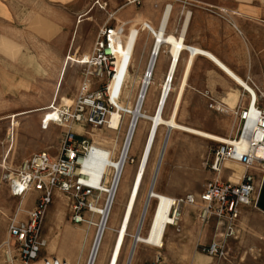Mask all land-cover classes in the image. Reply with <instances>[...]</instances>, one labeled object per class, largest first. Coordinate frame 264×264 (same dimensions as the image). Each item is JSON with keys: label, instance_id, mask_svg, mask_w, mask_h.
Masks as SVG:
<instances>
[{"label": "crops", "instance_id": "crops-1", "mask_svg": "<svg viewBox=\"0 0 264 264\" xmlns=\"http://www.w3.org/2000/svg\"><path fill=\"white\" fill-rule=\"evenodd\" d=\"M164 5H167L168 13L162 26L163 32L172 35L183 45L196 47L211 57L200 54L190 56L185 50L179 51L177 44L174 48L172 43L163 41L158 51V59L157 57L155 59L158 62L157 72H152V88H149L154 93L153 106L150 112L145 109L144 112H153L168 66L169 69L171 66V53L176 48L178 58L169 81V97H172L169 111L181 93L179 106L183 97L184 100L199 99L203 106L209 105V107L215 108L219 117H226L228 120L234 119L232 111L242 107L247 100L234 75L242 81L248 79L252 81L264 97V0H137L136 2L132 0H96V2L95 0H0V93L6 95L2 96V99L5 100L3 106L13 107L12 111H14L3 118L10 117L12 119L14 114L15 117L21 115L25 125H32L31 132L35 131L36 133L41 113L47 111L42 108L48 104L49 100L48 79L44 80L46 86L44 93L46 94H41L39 98L33 97V86L34 79L38 78L34 73L40 72L42 76L43 60H47L48 55L45 51H34V44L45 45V49L50 42L59 45L56 57L63 60L53 91L55 92L54 98H56L58 86H60L62 74L68 62L67 56L91 48L89 41L85 43V46L80 45L82 43L76 39V29L88 26L96 28L104 23L128 24L123 32L125 33L123 37L124 72L127 75H132L135 73H132L130 69H134L136 58L133 52L140 39L135 40L134 36L137 33L140 37V31L143 28L141 27L140 30L138 28L146 23L150 30L147 31V28L145 30L149 34L152 32V46L154 35L162 25L163 12L166 11ZM95 11L101 15L98 21L92 19ZM128 34H133V36L127 38ZM151 46L149 47L151 48ZM78 58L80 56L75 57V60ZM219 62L233 75L223 69ZM143 68L145 67L142 66ZM144 72L143 69L142 73L144 74ZM139 73L136 75L141 77L143 74ZM40 78L42 79V77ZM17 93H20L18 98H16ZM256 103L264 109V103L258 96ZM71 128L73 127L71 126ZM11 130L13 134V129ZM178 132L181 131L171 135ZM41 146L36 145L15 152L17 164L27 155L40 149ZM9 147L8 144L3 156L6 157L9 154L12 148L9 149ZM178 147L179 143L177 142V150ZM142 148L143 144L134 163V165L136 164L135 171L142 154ZM225 166L228 167V163ZM146 174L145 171L144 177ZM238 174V169L233 170L234 177H237ZM144 177L140 187L143 185ZM133 186L131 182L125 203H127ZM153 188L155 190V184ZM32 206L33 204L26 209H30ZM241 208L240 211L238 210L240 213L238 216H243L244 221L245 219L255 221L256 218L264 221V176L255 195L253 210ZM191 215H194V210L192 212L187 208L183 210L181 220L189 225ZM168 228H171L170 232H167ZM250 228L253 241L263 244L264 229L259 230L254 223L250 225ZM173 229L176 232L180 231L179 226L177 230L173 227H166L165 231V242H167L165 245L169 247L174 244ZM202 231L205 236L209 233L207 229ZM250 251L252 252V248ZM251 254L253 256L255 253ZM141 262V257L137 256L133 259L132 264H141Z\"/></svg>", "mask_w": 264, "mask_h": 264}, {"label": "rangeland", "instance_id": "rangeland-1", "mask_svg": "<svg viewBox=\"0 0 264 264\" xmlns=\"http://www.w3.org/2000/svg\"><path fill=\"white\" fill-rule=\"evenodd\" d=\"M100 17L101 15L95 11L93 13L92 19L98 21ZM117 25L121 29L125 30L128 24L124 25L122 23H118ZM140 29L141 26H139L138 30ZM98 30L99 27L94 28L91 26L85 27L83 29H76V39L82 43L80 45L85 46V43L89 41V45L91 46ZM147 31L149 30L147 29ZM147 31L145 29L141 30L140 37L137 33L135 34V40L140 38L133 52V55L136 57L134 69H130L132 73L135 74L127 75L126 72H124L123 81L117 91L120 98V104L125 109L120 111L122 113V120L120 122L119 128L113 131V133L110 130L104 128L90 129L88 126H84L82 129H80L84 136L88 137L95 143H99L100 145L106 147L116 145L114 157H116L118 151L121 150L127 127L132 116V111L135 107L136 99L139 94L141 82L143 80V76L145 75V73H142V70H145L147 67L150 57V50L148 51V48L150 49L149 46H151L152 43V32L149 34ZM131 35L133 36V34H128L126 37L128 38V36ZM124 36L125 33H123L122 38ZM46 48L47 49H45V45H33L34 51H45L48 55V59L43 60L44 70L42 72V76L40 72L34 73L38 76V78L34 79L33 97L39 98L41 94H46L44 93L46 87L44 80L48 79L49 100L47 105H49L51 102L58 104L60 101L71 98L75 94L78 83L81 80V72L83 71V67L80 64L74 62V60L75 57L77 58L82 54H86L89 52V50L84 48L85 50L83 49L84 51L82 52L74 54L72 52L75 57L73 55L67 56L68 62L66 64L64 73L62 74L63 76L61 83L59 82L60 86H58L59 90L57 92V97L54 98V86L57 81L58 71L63 59L60 60L56 57V52H58L59 45L55 42L48 43ZM70 58H72L73 61L70 60ZM142 66L145 68L142 69ZM157 68L158 62L156 60L153 67V73L157 72ZM139 72L143 74L141 77L136 75V73L140 74ZM145 72L147 74V71ZM40 77H42L43 81H41L42 79ZM152 82L153 81L151 79L150 85L146 90L145 100L143 103V110L145 109L147 112H150L153 106L154 93L149 89L152 88ZM98 87V84L94 82L93 88L97 89ZM19 94L20 93H17L16 98H18ZM2 96L6 95H4V93H0V264H7L3 260L1 243L8 240L9 244H13V240L7 236L6 223L8 217L14 213L18 199L12 197L9 194L6 182L3 179V175L15 168L18 162L17 155L15 153L17 151L28 149L36 145H42L41 148L35 150V152L39 150H46L52 155L56 154L60 139L64 130L66 129V126L55 124L48 125V120L52 119V113L49 109L41 113L36 133L35 131L31 132L32 125L26 126L21 115H18L15 118L16 123L15 121L13 122V118H3L5 115L14 111H12L13 107L3 106V101L5 100L2 99ZM171 98L168 96L166 101L164 112L165 117H167L170 112L169 106L171 104ZM47 105H45L42 110H44ZM177 121L186 125L220 134L223 137L232 136L237 131V122L235 119L228 120L226 117H219L215 108H211L209 105L203 106V103L199 99L184 100L183 97L179 106ZM41 124H47V126H45L44 129H41ZM69 124L70 127L72 126V129L76 131L75 125H71V123H68L67 125L69 126ZM11 129H13V134ZM90 132L92 136L90 135ZM145 132L146 126L142 123H139L135 128L129 147V152L127 154L132 157L133 160L132 162L125 163L124 169L122 171L119 186L116 191L114 202L108 218V225L111 228L110 230L107 229L105 231L97 264H106L109 247L115 233L113 229L117 226L123 212L127 190L130 188L135 171V159L139 156L142 144L144 142L143 140L145 138ZM158 132L159 133L155 139V143L150 153L146 167L147 174L144 177L143 185H141L138 193V200L132 213V220H130L129 223L130 227L128 226V235L125 236L124 243L122 245L118 264L126 263L129 249L133 240L131 235L134 234L137 228L146 194L151 182L152 174L158 159L159 151L163 143L166 128L160 127ZM172 133H176V131L171 130L170 132L163 159L156 176L155 190L169 196H181L185 193L199 192L202 189L203 183L213 177V173L209 170L208 164L211 159V153L213 147L215 146V142L184 132H178L177 134L171 135ZM13 137L14 139L12 140ZM114 139L116 140V143L114 142ZM177 142L179 143L178 150L176 149ZM9 143V149L11 147L12 148L9 151V154L5 157L6 159H2L4 151L7 149ZM226 163H228V168L232 170L238 169V176L240 175L242 168L239 164L225 161L224 165ZM112 171H114V169ZM229 172L230 170L225 169L223 173L220 174L221 178L224 179ZM231 179L235 180L236 177L233 175ZM35 196L36 194L34 192L26 193L21 198L20 208H27L33 204V199ZM105 199V194L102 193L101 199L99 201L100 206H103ZM68 204L69 202L66 200L63 193L59 191H53L51 202L47 205L44 217L42 219L41 234L46 240V246L40 252V255H55L65 259L69 264H87L89 251L93 244L97 229L93 224L72 223L69 218L70 214ZM153 204L154 199L151 200L147 209L143 223L144 226L140 232L141 234L145 233ZM187 208L191 209L193 212V208L190 206L184 205L182 209L180 208V219L178 221L180 231L176 232L173 229L174 244L171 247L165 245V243L167 244V242H165L166 233L163 236V245L158 250V252L165 260L175 264H264V243L259 244L258 242L253 241V234L250 228V225L254 223L259 230L264 229L263 219L256 218L255 221L252 219H245L244 221V217L239 215L234 221V224L238 228L237 237H227L224 239V256L210 257L201 251V247L206 245L210 239L221 233L222 229H216L214 227L213 220L209 221L207 224H201L195 219L194 215H191V222H189V225H187V223H184L181 220L183 210ZM240 208L253 210V207L250 205L240 206L238 208L239 211ZM84 214L87 218H90L89 220L92 223H96L99 220V215L89 213ZM205 229L209 231L207 236H205L204 232L202 231ZM170 231L171 228H168L167 232ZM250 248H252V252L255 253L253 256H251L252 252L250 251ZM155 253L156 249L152 248L151 246L137 244L130 264L133 263V259L137 256L141 257V264H148L149 261L154 257ZM13 264H17V261L14 260Z\"/></svg>", "mask_w": 264, "mask_h": 264}, {"label": "built area", "instance_id": "built-area-1", "mask_svg": "<svg viewBox=\"0 0 264 264\" xmlns=\"http://www.w3.org/2000/svg\"><path fill=\"white\" fill-rule=\"evenodd\" d=\"M165 7L167 5H164V9ZM144 25L147 27L146 23ZM118 28V25L108 23L99 27L89 52L80 55L76 62L83 67V71L75 94L67 101H60L55 105L51 102L45 108L58 115L57 120L49 119L47 124L66 126L56 154L52 155L46 150L33 152L3 175L9 194L18 199L15 211L6 223V233L13 244H9L8 240L1 243L3 260L7 264H13L14 260L17 264H69L55 255H40L46 246V240L41 234L42 219L53 191L63 193L69 202V218L72 223L92 224L84 213L93 214V206H99L101 186L109 185L112 180L111 165L106 164V170L96 182H92L91 169L85 160L95 155H102L105 160L114 159L115 147L95 143L84 136L83 132H76L67 124L71 123L80 129L84 126L111 131L119 128L120 123L117 124V129L109 126V109L112 110L115 106L107 94L117 69L114 42L119 36ZM180 50H185L189 55H204V51L190 45H183ZM156 57L157 55L155 59ZM168 70L169 66L167 72ZM94 82L99 86L97 89L93 88ZM244 82L245 86L238 85L247 100L242 107L232 111L237 131L234 135L225 137L224 141L215 142L212 149L208 167L213 177L203 183L199 192L169 197L165 213V226L176 230L180 208L184 205L193 208L195 219L199 223L206 224L213 220L214 227L221 228L222 231L201 247V251L210 257H223L224 239L237 237L238 228L234 221L238 217V208L240 205L255 207V195L264 176V109L256 103L257 96L263 102L264 97L252 81L248 79ZM57 106L60 107L59 110H56ZM45 126L40 125L41 129ZM132 160V157L126 155L122 165ZM225 161L241 166L242 173L235 180L231 179L233 170L224 165ZM225 169L230 172L222 179L220 174ZM28 192L36 194L33 206L21 209V198ZM155 200L158 204L159 199ZM147 245L156 249L148 264H174L160 255V243Z\"/></svg>", "mask_w": 264, "mask_h": 264}, {"label": "bare ground", "instance_id": "bare-ground-1", "mask_svg": "<svg viewBox=\"0 0 264 264\" xmlns=\"http://www.w3.org/2000/svg\"><path fill=\"white\" fill-rule=\"evenodd\" d=\"M166 11H164V15L162 18V25H161V29L159 28L156 32V34L154 35V40H153V44L150 48V57L147 63V67L145 69L146 72L145 75L143 76V80L141 82V86H140V90H139V94L137 96L136 99V103H135V107L132 111V116L131 119L129 121L128 127H127V131L124 137V141L121 147V150L118 151V154L116 155V157H114V159H110V160H105L104 156L102 155H95L93 157H89L88 159L85 160V163L87 166H90L91 169V181L92 182H96V180L98 179L99 175L101 173H103L106 170L105 165L106 164H110L111 168H110V172H111V182L109 185L106 186H101L102 189V193L105 194V203L103 204V206L101 207L99 206H93V214L95 215H99V220L96 223H92L93 225H95L96 227V234H95V238L93 240V244L90 248L89 251V255H88V259H87V264H97V260H98V256H99V251H100V247L102 245L103 242V238H104V234L105 231L108 229L110 230V226L108 225V218H109V214L111 211V207L113 205L114 202V198H115V194L116 191L118 189L119 186V181H120V177L122 174V171L124 169L125 163L122 165V163L124 162L125 156L128 154L129 152V147H130V143L135 131L136 126L139 123H142L146 126V132H145V138H144V142H143V148H142V154L140 157V160L137 162V168L136 171L134 172L133 175V179H132V183H133V187L130 190V193L128 195V199H127V203H125V207L124 210L121 214L120 220L117 224L116 227H114V235L112 238V242L111 245L109 247V253L106 264H118V259L120 256V252L122 249V245L124 243V239L125 236L128 235V226L130 223V220H132V213L134 211V207L135 204L137 202V196H138V190L140 187V184L142 182V179L144 177L145 171H146V167H147V163L150 157V153L152 151V148L154 146L155 143V139L158 135V129L160 127H165L166 128V132H165V136L163 139V143L161 146V149L159 151V155H158V159L153 171V175L151 178V182L148 188V192L146 194V198H145V202H144V206L142 208L141 214H140V218L137 224V228L134 232V234H132V243L129 249V253H128V257H127V264L131 263L133 254H134V250L137 246V244H152V243H160V245H163V236L164 233L166 231V226H165V221H166V217H165V213L168 207V198L171 196L165 195L163 193L157 192L154 190V184H155V180H156V176L161 164V161L163 159V155H164V151L167 145V141L170 135L171 130L173 131H181V132H185L194 136H198L201 137L203 139L206 140H211L213 142H218V141H224L226 138L223 137L220 134L214 133V132H210L207 130H203L200 128H196L190 125H186L183 124L181 122L177 121V112H178V107H179V102H180V96L181 93L179 94L177 100H175V102L172 105V108L168 114L167 117L164 116V112H165V107H166V101L167 98L170 94V78H171V74L174 71V68L176 66V62H177V48L175 50H173V52L171 53L172 58H171V66H170V71L167 72V75L164 77L163 80V85L161 87V91L159 93L158 99L155 103L154 109L152 113H146L143 110V103L145 100V95H146V90L148 88V86L150 85L151 79H152V72H153V67H154V62H155V55H158V50H159V44L163 41H167L173 44L174 48L175 45L177 44V46L179 47V49L182 48L183 43L181 41H177L175 40V38L172 35H168L165 34L162 30V26L166 20L167 17V13H168V8L166 7L165 9ZM145 23H143V25L141 26L143 29L147 28L148 30H150V28L145 27L144 25ZM118 32H119V36L115 39V50L117 53V69H116V73L114 75L113 80L110 82L109 87H108V96H109V100L110 102L115 106L114 109L109 111L108 114V123L110 127H113L114 129H117V124L121 122L122 120V113L120 112L121 110H125L122 105L120 104V98L118 95V88H119V84L122 81L123 78V72L125 71V55H124V50H123V32L124 30L121 28H118ZM172 46V47H173ZM179 54V52H178ZM85 55V54H83ZM204 55L210 56L209 54H207L206 52H204ZM193 56V55H190ZM211 57V56H210ZM213 58V57H212ZM214 59V58H213ZM72 60V59H71ZM215 60V59H214ZM79 61V58L75 60V62ZM216 61V60H215ZM217 62V61H216ZM218 63V62H217ZM219 65H221L223 67V69H225L228 73H230L231 75H233L224 65H222L219 62ZM122 77V78H121ZM235 77V80L241 84V85H246V83L244 81H242L239 77ZM67 99L63 100V101H67ZM55 105V104H54ZM59 106H57L56 110H59ZM15 114L13 116V122L15 121ZM52 119L57 120L58 119V115L57 112L52 113ZM49 125V123H48ZM47 126V124H46ZM75 130L76 131H81L80 128L78 126L75 125ZM111 131V130H110ZM113 133V131H111ZM91 135V132H90ZM92 136V135H91ZM114 142L116 143V140H114ZM10 145V143H9ZM112 147L116 148V145H112ZM3 158H5V155L3 156ZM137 159H135L136 161ZM234 163V162H232ZM236 164V163H235ZM5 166V165H3ZM114 169V171H112ZM115 189V190H114ZM156 198L159 199V203H157V201L155 200ZM154 199V204L152 206V210L150 213V217L149 220L147 222V226L145 229V233L141 234V230L144 226V219L147 213V209L149 207V204L151 202V200ZM130 227V226H129ZM133 244V246H132Z\"/></svg>", "mask_w": 264, "mask_h": 264}, {"label": "water", "instance_id": "water-1", "mask_svg": "<svg viewBox=\"0 0 264 264\" xmlns=\"http://www.w3.org/2000/svg\"><path fill=\"white\" fill-rule=\"evenodd\" d=\"M132 246H133V244H132ZM125 264H127V261H126V263Z\"/></svg>", "mask_w": 264, "mask_h": 264}]
</instances>
